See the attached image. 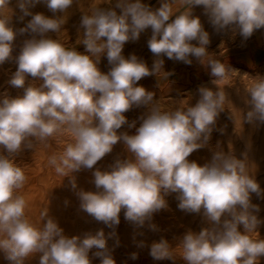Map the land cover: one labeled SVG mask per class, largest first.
Instances as JSON below:
<instances>
[{"label": "clouds", "instance_id": "obj_1", "mask_svg": "<svg viewBox=\"0 0 264 264\" xmlns=\"http://www.w3.org/2000/svg\"><path fill=\"white\" fill-rule=\"evenodd\" d=\"M74 3L78 0H16L18 20L31 17L16 28L11 0H0V65L15 61L17 68L7 84L23 90L15 97L7 91L0 94V147L7 152L0 154V252L10 264H25L36 254L39 264H92L89 252L95 248L100 264H116L103 229L68 237L48 210L41 213V226L26 215L27 201L19 190L27 177L16 157L37 143L68 134L72 142L52 155L49 164L58 175L70 178L80 209L95 221L114 229L123 210L127 221L142 227L168 208L165 196L176 193L178 209L202 214L207 224L177 238L185 264H258L264 239L250 234L264 221L258 218L260 208L251 195L261 196L264 190L247 171L246 159L223 151L214 152L203 165L188 158L210 140L228 100L217 82L234 71L220 60H205L210 36L193 9L202 6L215 31L231 30L247 40L264 28V0H161L155 9L142 0H115L114 6L83 13L79 26L83 53L49 35L61 31ZM174 3L185 10L174 12ZM38 4L53 15L33 13ZM149 28L147 46L155 57L151 68L134 53L123 55L125 44L138 41ZM23 36L27 38L13 56L17 39ZM104 56L110 66L106 73L98 67ZM163 57L187 65L195 58L210 68L218 90L201 86L194 106L162 110L155 94L138 82L156 76L163 69ZM252 79L246 88L250 99L245 100L250 110L242 120L264 123V77ZM142 106L147 111L137 127L124 113ZM125 125L135 133L120 131ZM117 143H123L127 155L102 171L98 162ZM82 170L92 172L96 191L77 190L73 173ZM149 227L156 230L154 224ZM173 249L161 238L151 243L149 254L154 260L174 261Z\"/></svg>", "mask_w": 264, "mask_h": 264}, {"label": "rangeland", "instance_id": "obj_2", "mask_svg": "<svg viewBox=\"0 0 264 264\" xmlns=\"http://www.w3.org/2000/svg\"><path fill=\"white\" fill-rule=\"evenodd\" d=\"M144 1L142 0V3ZM110 4L114 6L115 0H78V3H74L68 13H65L66 22L61 31L49 35L59 40L66 48H76L77 51L83 53L85 51L84 45L81 44L84 38L83 29L79 27L83 13L90 14L92 8L96 6L107 8ZM178 6L179 3L174 4V6L172 4L174 12H176ZM10 7L13 9L14 14L11 9H7L6 14L9 16L13 14L12 23L14 27H23L31 19V17H25L23 22L18 20L20 11L16 7V0H11ZM184 10L185 7L178 12ZM31 11L33 13H43L49 17L53 15L43 4L36 5ZM116 11L119 13L120 9H116ZM193 15L200 17L205 30L210 36V44L207 48L210 54L205 60L208 58L220 60L226 66L229 65L234 71L231 72L228 78L217 82L218 86L224 89L228 100L224 105V111L219 114L216 120L210 140L205 147L194 151L188 159L203 165L211 160L213 153L216 151L231 153L237 159H246L247 171L254 176L260 188L264 190V123L259 121L248 123L242 120V116L250 110V105L245 103L246 99H250V96L246 94V88L251 86L252 78L264 77V61H240L228 53L230 52L229 48L245 49L250 38L264 30V28L257 30L250 38L244 40L238 33L231 30L215 31L203 14L202 6L194 7ZM150 36L151 29L149 28L141 34L138 41L126 43L123 55L127 58L134 53L151 68L155 57L147 46ZM25 38L27 37H18L17 48L13 52V56L18 54L19 44ZM193 43L196 42L193 41ZM163 59V69L156 76L150 75L138 82V85L155 94L154 100L159 102L162 110H174L188 105L194 106L199 99L198 89L201 86L211 88L213 91L218 90V86L213 83L216 78L210 75V68L202 65L195 58H193L191 65L170 60L167 57H163ZM98 67L105 73L109 70L110 66L106 56L101 58ZM16 68L17 65L14 60L6 61L0 65V94L5 91L13 97L23 94L22 89L13 88L7 84L10 75L15 72ZM237 69L240 71H237ZM27 80L31 81L32 78L28 77ZM192 88H194V91H191ZM146 111L147 108L143 106L133 107L124 115L129 122L135 120L137 127H139L141 122L139 118ZM120 131H128L129 134L135 133V129H129L127 125L123 126ZM70 142H72L70 135L61 134L50 138L46 144H35L34 149H26L16 157V162L27 177L25 185L19 192L26 191L32 186V178L35 175L42 179L39 180L38 189L44 196L33 202H27L28 210L26 209V214L29 220L37 226H41L43 223L41 213L48 210L49 215L58 222L64 234L68 237L82 235L85 232L95 233L97 230L103 229L106 237H108L107 247L111 250L116 264H185L179 258L182 249L176 247L179 242L177 238L182 237L188 230L199 232L203 227H206L207 224L204 222L202 214L186 213L178 209L177 194L171 193L165 196L168 208L155 213L152 219L146 221L142 227L127 221L124 218L123 210L120 214V223L114 229L107 227L102 222L95 221L80 209L79 199L72 194L70 178L58 175L54 167L49 164V158L54 154L63 152ZM0 154L7 155V152L0 147ZM126 155L123 143H117L113 152L98 162L97 167L102 171L107 170L109 165L114 163L118 157L124 158ZM73 176L75 177L77 190L96 191L95 185L92 183L91 171L82 170L73 173ZM251 202L259 205L260 211L257 215L261 221H264V193L261 196L253 193ZM150 224H154L157 230H152L149 227ZM240 230L243 231L242 226ZM110 233L114 234L109 235ZM250 235L254 239H264V223L259 226L258 232H253ZM161 238L167 239L174 248L173 252L177 257L174 261L168 259L154 260L150 256L151 243L159 241ZM141 241L144 242L143 247L139 246ZM96 251L97 249L93 248L89 252L92 264H100V258L94 255ZM133 253L137 254L136 259L131 258ZM0 264H10L5 259L3 252L0 253ZM25 264H39V254L27 260ZM258 264H264V256L260 257Z\"/></svg>", "mask_w": 264, "mask_h": 264}, {"label": "crops", "instance_id": "obj_3", "mask_svg": "<svg viewBox=\"0 0 264 264\" xmlns=\"http://www.w3.org/2000/svg\"><path fill=\"white\" fill-rule=\"evenodd\" d=\"M143 3L155 9L160 6L161 0H145ZM181 8H184V7H181L179 5L175 11L178 12ZM229 49H230V52L228 53H230L231 55H233L236 59L240 61H246V62L264 61V30L254 34V36L250 38L248 45L246 46L245 49H242V50H236V49H231V48Z\"/></svg>", "mask_w": 264, "mask_h": 264}, {"label": "bare ground", "instance_id": "obj_4", "mask_svg": "<svg viewBox=\"0 0 264 264\" xmlns=\"http://www.w3.org/2000/svg\"><path fill=\"white\" fill-rule=\"evenodd\" d=\"M237 71H240L237 69ZM208 83V82H207ZM191 91H194V88L191 89ZM32 159V158H31ZM20 166V165H19ZM24 168V167H23ZM54 173V172H53ZM29 180V179H28ZM39 180H42L41 178L39 179L36 175L34 176V178H32V186L30 188H28L26 191H20L19 194L22 195L25 200L27 202H33L35 201L36 199H40V197H43L44 194L40 192V190L38 189V184H39ZM44 180V179H43ZM52 180V179H51ZM65 180V179H64ZM49 181V180H48ZM84 181V180H83ZM51 182V181H50ZM29 183V182H28ZM27 183V184H28ZM53 183V182H52ZM85 183V182H84ZM82 183V184H84ZM26 184V185H27ZM81 184V185H82ZM27 187V186H26ZM42 194V195H41ZM72 194L73 196H76V190H73L72 189ZM166 199V198H165ZM38 202V201H37ZM33 207V206H32ZM27 209V208H26ZM33 209V208H32ZM28 210V209H27ZM34 210V209H33ZM27 215V214H26ZM36 215V214H35ZM33 220V219H32ZM74 220V219H73ZM71 222V221H70ZM131 228V227H130ZM87 229V228H86ZM126 230V229H125ZM157 230V229H156ZM163 230V229H162ZM125 236V235H124ZM139 242V241H138ZM1 253V252H0ZM129 257V256H128ZM184 263V262H183Z\"/></svg>", "mask_w": 264, "mask_h": 264}]
</instances>
